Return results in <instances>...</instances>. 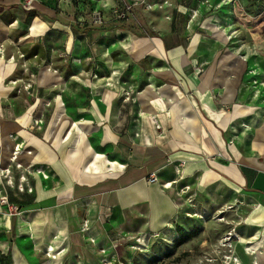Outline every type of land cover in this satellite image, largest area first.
Wrapping results in <instances>:
<instances>
[{
    "label": "crops",
    "instance_id": "0c3cea01",
    "mask_svg": "<svg viewBox=\"0 0 264 264\" xmlns=\"http://www.w3.org/2000/svg\"><path fill=\"white\" fill-rule=\"evenodd\" d=\"M151 38L162 43L175 74L170 75V89L159 97L167 112L160 118L163 126L155 118L159 129L152 118L157 109L164 110L148 103L147 95L137 116L148 114L151 120H132L131 111L129 119L121 117L120 105H114L107 118L93 116L90 111L95 108H81L90 115L82 113L61 131L62 116L42 139L28 130L34 122L43 124V117L38 122L26 120V115L3 120L0 192L16 208L24 207V195L33 194L37 207L14 216L0 203V256H8L11 264H102L104 258L112 263L155 264L159 258L164 264H187L196 253H204L209 242L199 227L198 236L175 246L182 237L178 228L186 234L196 230L187 229L178 185L169 188L183 164L188 165V174L198 176L200 189L207 186L210 208L224 204L229 208L234 197L236 206L240 203L234 211L252 206L248 217L240 215L233 222L239 225L233 253L240 264H264V91L259 94L244 82L248 62L242 57L225 56L223 60L233 65L220 72L209 65L220 56H209L193 45L188 51L181 45L168 48L158 34ZM109 86L113 92L119 88ZM107 107L101 104L96 109L104 112ZM2 112L0 108V116ZM168 125L176 127L168 141L170 151L165 146L162 154L154 153V128H164L162 139ZM18 144L20 157L11 162L4 146L15 149ZM5 162H10L9 176L1 172ZM154 168L165 185L148 182ZM139 236L150 239L149 252L126 249V240ZM49 247L54 251L47 254Z\"/></svg>",
    "mask_w": 264,
    "mask_h": 264
},
{
    "label": "rangeland",
    "instance_id": "374dc122",
    "mask_svg": "<svg viewBox=\"0 0 264 264\" xmlns=\"http://www.w3.org/2000/svg\"><path fill=\"white\" fill-rule=\"evenodd\" d=\"M25 1L0 0V50L4 52L0 55L4 58L0 61V125L18 115L37 122L43 117V124L34 122L28 130L42 139L62 116L61 131L80 119L82 113L90 115L81 108H95L90 111L93 116L103 114L107 118L114 105L121 106V117L129 119L131 111L132 120H151L148 114L137 116L141 102L147 101L144 95L149 97L148 103H156L164 110L159 97L167 91L165 88L170 89V75L175 74L168 66V53L163 51L162 43L149 37L148 32L161 36L168 48L181 45L188 51L193 45L209 56H220L217 63L213 57L214 62L209 64L220 72L233 65L223 60L225 56L244 58L248 62L244 82H250L259 94L264 91V0H35L31 7ZM35 26L38 29L33 31ZM9 61L11 66L7 65ZM109 85L119 88L113 92ZM101 104H108L106 111H97ZM157 113L163 126L160 118L167 112L157 109ZM175 128L166 126L167 137L162 139L159 135L164 128H154V153L162 154L165 146V151H170L168 141ZM15 143L20 141L16 139ZM187 168L188 165L181 166L171 187L178 185L187 229L201 227L209 242L206 251L196 253L187 264H223L220 242L239 226L233 223L238 216L248 217L252 206L243 205L242 211H234L240 206H236L234 197L229 208L228 204L210 208L207 186L202 184L200 189L198 176L188 174ZM155 169L152 174H156ZM24 197V207H15L14 212L37 209L32 204L33 194ZM228 219L232 220L230 226L226 225ZM41 226L43 233L45 225ZM155 237L152 239H159ZM149 241L132 237L126 240L125 247L128 251L149 252ZM234 257L238 262L231 264H240L235 254ZM211 259L213 262H209ZM105 261L108 258L102 264ZM1 262L11 264L8 256H2ZM111 264L130 263L117 260ZM155 264L164 261L157 258Z\"/></svg>",
    "mask_w": 264,
    "mask_h": 264
},
{
    "label": "built area",
    "instance_id": "2783aa9c",
    "mask_svg": "<svg viewBox=\"0 0 264 264\" xmlns=\"http://www.w3.org/2000/svg\"><path fill=\"white\" fill-rule=\"evenodd\" d=\"M34 1L35 0H26L25 2H26L28 7H31V5L34 3ZM0 52L4 53L3 50H0ZM156 125H157V128L159 129L160 126L157 123H156ZM177 170H179V168H177ZM1 172L5 176H9L11 173V171L9 169H5L4 171H1ZM158 180L159 179H158L156 174H151L150 179H149V183L150 184H156L159 182ZM24 182H25V179L23 178L22 184L19 186L21 191H24V187H23ZM9 183H11V182L9 181ZM0 203H1V205L8 207V209L10 211V213H9L10 215H19L20 214V213L14 212V210L16 208L10 204L8 197L6 195H2L1 192H0ZM83 229L84 230L88 229V222H85ZM238 239H239L238 235L235 233V231H232V232L227 233L223 237V239L221 240L220 247L223 249L224 254H222L221 252H219V253L222 254L223 264H231L233 261L235 263H237L238 260L234 257L233 252H234L236 242L239 241ZM50 251L51 250L48 249L49 254H50ZM105 262H107L105 264H111L110 261H105ZM209 262H213V260L211 259V260H209Z\"/></svg>",
    "mask_w": 264,
    "mask_h": 264
},
{
    "label": "bare ground",
    "instance_id": "6f19581e",
    "mask_svg": "<svg viewBox=\"0 0 264 264\" xmlns=\"http://www.w3.org/2000/svg\"><path fill=\"white\" fill-rule=\"evenodd\" d=\"M0 54H2V52H0ZM156 118V117H155ZM155 118L153 119V123L156 124L157 122L155 121ZM78 135V134H77ZM21 145H15V149H12L9 145H5L4 146V152H6L9 156H10V161L13 162V161H16L19 159L20 157V154H21ZM10 162H5L3 163V168L5 169H8V165H9ZM5 164V165H4ZM21 166V165H20ZM48 249H50V253L54 251V248L53 247H49ZM48 253V252H47Z\"/></svg>",
    "mask_w": 264,
    "mask_h": 264
},
{
    "label": "trees",
    "instance_id": "16d2710c",
    "mask_svg": "<svg viewBox=\"0 0 264 264\" xmlns=\"http://www.w3.org/2000/svg\"><path fill=\"white\" fill-rule=\"evenodd\" d=\"M148 34L150 35V37H156L157 36V34L154 32H148ZM178 232L180 233V235L182 237L178 242H176L175 246H179V245L189 241L190 239H193L194 237L198 236V234L200 233V230L196 229L193 232L186 234L182 228H178Z\"/></svg>",
    "mask_w": 264,
    "mask_h": 264
}]
</instances>
